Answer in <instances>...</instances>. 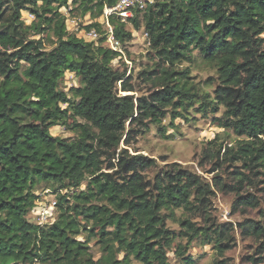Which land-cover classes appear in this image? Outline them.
<instances>
[{"label": "trees", "instance_id": "obj_1", "mask_svg": "<svg viewBox=\"0 0 264 264\" xmlns=\"http://www.w3.org/2000/svg\"><path fill=\"white\" fill-rule=\"evenodd\" d=\"M68 1L0 0V264H169L177 238L186 240L175 247L182 264H193L186 251L196 239L222 258L234 245L232 225L192 222L211 220L209 184L175 163L148 179L155 161L120 146L129 147L149 125L160 127L169 109L171 120L181 118L176 110H185L194 95L180 84L185 70L174 68L198 51L216 68L214 104L224 109L217 126L241 138L235 147L217 146L224 161L248 172L236 173L235 186L224 185L237 196L232 210L259 207L257 199L239 194L250 175L264 169V0H153L128 19L135 31L144 28L162 62L143 73L156 90L138 99L119 94L135 91L125 73L112 68L119 55L102 47L104 39L95 45L68 33L60 12ZM71 1L96 20L117 0ZM22 12L34 17L29 25ZM110 23L121 45L132 38L124 23ZM91 29L100 25L85 27ZM66 73L78 77L80 87L59 90ZM54 126L75 137H53ZM40 183L54 189L57 217L35 225L26 217ZM177 211L183 218L176 220ZM259 214V221L238 225L243 236L261 242L260 256L249 258L254 263H264ZM168 220L183 230L175 234ZM212 264L227 263L217 258Z\"/></svg>", "mask_w": 264, "mask_h": 264}, {"label": "rangeland", "instance_id": "obj_2", "mask_svg": "<svg viewBox=\"0 0 264 264\" xmlns=\"http://www.w3.org/2000/svg\"><path fill=\"white\" fill-rule=\"evenodd\" d=\"M68 4L71 6L72 12L68 18H64L69 21L75 19L80 26L79 29L97 23L89 13L82 14L80 1L73 5L72 1L69 0ZM61 13H64L63 9H61ZM138 17L140 18L141 14ZM21 19L25 25H29L34 17L29 12H22ZM124 24L125 30L132 34V38L121 45L120 53L117 52L119 56L112 62V68L125 73V79L135 91L119 92V94L133 95L135 99H138L142 96H148L156 90L157 87L147 80L148 77L143 73L158 69V65H162V62L158 61L155 53L150 49L144 28L141 27L138 31H135L128 23ZM76 29L78 27L73 28L69 24L70 34L76 33ZM98 32L101 35L103 34L102 26H100ZM46 48L49 49L48 45H46ZM174 69L179 72L185 70L187 79L180 75V84L185 83V89L190 90V93L194 95L191 101H187L189 105L186 106L185 110H176V112H180L181 118L171 120L173 114L171 113L172 110L169 109V113L160 127L149 125L143 134L137 135L135 141L131 142L129 147L124 146L123 143L120 147L126 148L130 155H142L155 161L156 167L145 172V177L148 179H153L156 171L162 167H169V165L175 163L201 176L209 184L213 194L211 197V210L209 211L211 220L203 222L200 219H193L192 222L196 226H207L210 221L220 225H232L233 231L230 232V235L234 240V245L225 250L223 257L219 258L211 245H205L199 239L193 240L186 251V256L191 257L193 264H212L217 258L224 259L227 264H264L254 263L249 259H257L260 256L257 249L261 242L243 236L238 228V225L246 220L259 221V213H264V169H260L258 174L250 175L251 183L245 181L239 194L241 197L257 199L259 207L252 209L240 206L233 211L232 207L236 204L237 196L233 191L224 188V185L227 187L235 186L237 182L236 173L243 172L248 175V172L244 171L239 163L224 161L223 150L220 151V154H217V146L235 147L236 142L241 138L236 137L231 131L217 126V121L222 118L224 109L214 104L213 93L218 85L216 68L209 60H206L204 55L194 51L192 52L191 62L182 63ZM78 87H80V80L71 73H66L59 83V90L64 92H68L70 88ZM204 107L205 109H203ZM31 120L37 123L36 119ZM76 121L80 122L79 120ZM49 130L53 137L64 139L75 137L71 131L60 126H54ZM214 140L216 145H210L209 143ZM50 187L48 184L40 183L33 189L34 195L37 197L34 208L36 209L37 205H39L38 211L42 207L48 208L46 214L48 222L57 217V212H55L56 194L52 191L54 189ZM81 188H85V183L82 184ZM38 211L33 215L28 214L26 218L30 223L34 224ZM175 218L176 220L181 219L183 214L177 211L175 212ZM166 226L175 234L183 230L176 221L168 220ZM82 239L83 237L80 238V240ZM185 244L186 240L182 238L175 240L173 250L168 253L169 264H182L175 254V247L177 245L184 246ZM89 247L92 256L98 259L100 252L94 241L90 243ZM132 264L137 263L132 262Z\"/></svg>", "mask_w": 264, "mask_h": 264}, {"label": "built area", "instance_id": "obj_3", "mask_svg": "<svg viewBox=\"0 0 264 264\" xmlns=\"http://www.w3.org/2000/svg\"><path fill=\"white\" fill-rule=\"evenodd\" d=\"M153 0H117L115 5L112 7L104 6L101 15L97 18V23L103 27V34L101 35L96 29H91L89 31L85 30V27L79 29V24L75 19H71V21L67 20L68 16L71 13V6L67 4V7L62 8L64 13H61L65 18V26L66 30L69 33V24L73 26V28H77V32L74 33L78 39L83 40L87 43H95L98 44L99 39H104L102 42V47L108 49L113 52H119L121 48V43L119 40L115 38L114 35V27L110 23V19H116L121 23H127L128 19H132L135 14L142 13L146 10L148 5L152 4ZM61 12V10H60ZM69 12L68 14H65ZM67 20V21H66ZM67 23V25H66ZM68 26V28H67ZM79 34V35H78ZM39 208L37 205L36 209L33 208L31 210V214L33 215ZM48 208H40L37 212L36 218L34 220L35 225H44L52 223L54 220L48 222ZM46 216V219H45ZM55 219V218H54Z\"/></svg>", "mask_w": 264, "mask_h": 264}, {"label": "crops", "instance_id": "obj_4", "mask_svg": "<svg viewBox=\"0 0 264 264\" xmlns=\"http://www.w3.org/2000/svg\"><path fill=\"white\" fill-rule=\"evenodd\" d=\"M98 21H99V19H97ZM97 20H95V21H97Z\"/></svg>", "mask_w": 264, "mask_h": 264}]
</instances>
